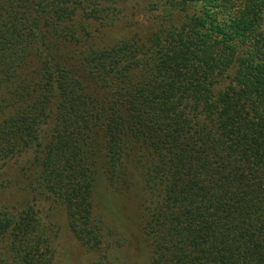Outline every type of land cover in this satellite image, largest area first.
<instances>
[{"label":"trees","instance_id":"16d2710c","mask_svg":"<svg viewBox=\"0 0 264 264\" xmlns=\"http://www.w3.org/2000/svg\"><path fill=\"white\" fill-rule=\"evenodd\" d=\"M45 205L88 251L130 244L106 211L149 264H264V0H0V264H61Z\"/></svg>","mask_w":264,"mask_h":264},{"label":"rangeland","instance_id":"374dc122","mask_svg":"<svg viewBox=\"0 0 264 264\" xmlns=\"http://www.w3.org/2000/svg\"><path fill=\"white\" fill-rule=\"evenodd\" d=\"M43 210V211H42ZM96 213V204L95 209ZM41 212L43 216H48L45 220L46 225H50L54 232L57 234L55 242L57 246V257L61 260V264H96V261L101 260L108 262L109 264H149V254L145 243L142 241L141 235L128 234L125 231V226L121 225L118 218L113 214H109L104 211L106 215L105 223L112 233L117 232L119 241L122 239V243L130 240V244L123 246L122 248L112 249V251L106 252V254H100L96 251H88L84 249L78 241H76L72 234L69 232L65 218L57 213L47 205L41 206ZM136 232V231H135ZM118 241V242H119ZM132 242V243H131ZM132 250L127 257L128 250Z\"/></svg>","mask_w":264,"mask_h":264}]
</instances>
